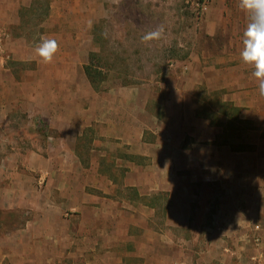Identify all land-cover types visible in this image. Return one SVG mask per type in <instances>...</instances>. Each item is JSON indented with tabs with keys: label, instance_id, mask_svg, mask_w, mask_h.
<instances>
[{
	"label": "crops",
	"instance_id": "crops-1",
	"mask_svg": "<svg viewBox=\"0 0 264 264\" xmlns=\"http://www.w3.org/2000/svg\"><path fill=\"white\" fill-rule=\"evenodd\" d=\"M31 1L0 0V29L14 34L7 42L13 64L0 69V144L16 146L23 140L19 130L48 125L57 131V147L47 156L14 147L0 158V209L31 213L27 228L0 233V264H39L61 251L70 264L80 258L86 264H208L235 255L263 257L264 95L255 69L230 56L223 60L230 78L218 73L217 82L232 87L230 101L240 109L241 123L254 121L258 137L249 145L241 135L219 142L226 126L184 104L180 96L193 95L183 89L150 111L147 105L136 111L118 90L110 110L89 122L87 109L72 102L70 58L55 56L45 64L21 53L35 44L21 21ZM69 1L45 0L42 21L66 20ZM229 14L224 7L220 22L210 18L208 34L219 32ZM249 22V14L241 19L242 26ZM75 112L81 119L73 126ZM72 127L81 130L75 137L67 132ZM88 129L97 133L91 162L77 149ZM35 172H42L39 179ZM253 238L263 241L259 250L251 247ZM218 240L236 249H222Z\"/></svg>",
	"mask_w": 264,
	"mask_h": 264
},
{
	"label": "rangeland",
	"instance_id": "rangeland-1",
	"mask_svg": "<svg viewBox=\"0 0 264 264\" xmlns=\"http://www.w3.org/2000/svg\"><path fill=\"white\" fill-rule=\"evenodd\" d=\"M25 1L28 4V0ZM46 4L45 0H32V7H25L21 21L28 32L30 43L34 40L35 44L22 48L21 53L23 57L38 56L35 49L42 42V38L57 40L59 51L56 58L66 57L71 60L68 70L72 74V102L75 103L76 109H79V105H82L84 110L87 109L83 112L89 122L94 119L96 113L110 110L109 107L116 99L114 93L118 90L125 92L123 94L129 100L128 105L135 103L134 105L138 106L136 111L140 106L143 108V105H147L150 111L155 110L157 106H165L166 101L171 99V92L183 89L193 95V98L190 95L180 96L184 104H194L198 107L199 115L209 119L214 125L226 126L225 133L219 134V142L225 143L228 138L236 141L240 138L238 135H241L248 145L255 142L258 134L254 121L241 123L240 109L235 106L236 102L230 101L235 100L234 96H230L232 87L223 89L217 83L221 82L218 80L220 75L226 76L227 80L230 78L226 71L230 66L223 63V60L229 62L230 56L235 60L242 58L243 33L247 26L241 25V19L246 20L247 13L239 7L240 0H70L71 12L66 20L48 17L42 21L46 14ZM224 7H227L228 14L230 12L226 26L222 24L219 32L211 36L206 26L210 18L211 22L221 21ZM161 25L164 27L161 40H142L147 32ZM9 34L11 37L14 35L11 32ZM91 53H98L100 68L105 77L98 88L91 85L85 72ZM10 56L11 61L6 70L13 64V57L11 54ZM57 66L59 65L56 64V71ZM222 72H226L225 75ZM234 83L237 84L236 81ZM138 98L139 103L136 102ZM173 100L176 103V97ZM228 103L239 109L238 116L226 106ZM80 119L79 112L73 113V126H76L75 121L79 122ZM49 128L46 125L34 131L19 130L23 140L18 138L16 146L10 142L0 144V158L7 157L14 147L36 151L45 156L54 153L57 144L52 138H57L58 134L56 130ZM80 131L75 127L67 130L71 137H75ZM8 135L10 136V133ZM96 136V129H88L78 139L77 149L88 162H91L90 156L94 154L95 157L97 154L93 151L96 150ZM47 137L51 139L48 140ZM7 163L10 162L5 160V164ZM17 163L14 162L16 165ZM0 165H3L2 162ZM19 166L20 169L23 168L21 164ZM34 174H38L36 177L39 179L42 172ZM46 182L47 180L42 184L46 186ZM0 210L10 212L5 216L9 226L2 228L0 233H13L27 228L30 211ZM249 241L254 250H259L263 244V241L257 238ZM218 243L222 244V249L223 244L236 249L222 240H218ZM59 253L57 258H41L39 264H70L63 255L64 252ZM230 258H223V262L210 260L208 264H264V256L251 260L236 258V255ZM80 260L83 259H76V264L87 263ZM95 261L96 259H93L90 264ZM105 262L110 263V260L105 259Z\"/></svg>",
	"mask_w": 264,
	"mask_h": 264
},
{
	"label": "clouds",
	"instance_id": "clouds-1",
	"mask_svg": "<svg viewBox=\"0 0 264 264\" xmlns=\"http://www.w3.org/2000/svg\"><path fill=\"white\" fill-rule=\"evenodd\" d=\"M239 7L249 14L250 19L243 33L244 48L241 57L245 64L255 69L253 75L258 81L259 93L264 95V0H240ZM163 36L164 27L161 25L147 32L142 40H161ZM35 51L43 63L51 64L59 51V43L55 39L42 38Z\"/></svg>",
	"mask_w": 264,
	"mask_h": 264
},
{
	"label": "trees",
	"instance_id": "trees-1",
	"mask_svg": "<svg viewBox=\"0 0 264 264\" xmlns=\"http://www.w3.org/2000/svg\"><path fill=\"white\" fill-rule=\"evenodd\" d=\"M100 67L101 64L99 61L98 53H91L89 64H87V66L85 67V72L91 85L95 88H98V86L105 80L104 74ZM226 106H229L231 111L233 110L235 112V115L238 116V108H235L234 105L230 103H228ZM9 213L10 212H4L0 210V229L4 228L5 226H9V223H7V220L5 218V216L9 215Z\"/></svg>",
	"mask_w": 264,
	"mask_h": 264
},
{
	"label": "built area",
	"instance_id": "built-area-1",
	"mask_svg": "<svg viewBox=\"0 0 264 264\" xmlns=\"http://www.w3.org/2000/svg\"><path fill=\"white\" fill-rule=\"evenodd\" d=\"M10 34L7 30L0 29V69H6L11 61V56L7 51V42L10 39ZM257 240H259L257 238Z\"/></svg>",
	"mask_w": 264,
	"mask_h": 264
}]
</instances>
